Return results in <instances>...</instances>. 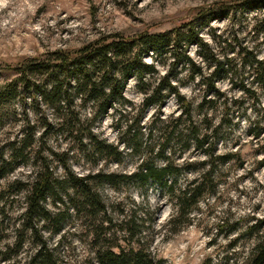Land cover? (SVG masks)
I'll return each mask as SVG.
<instances>
[{"label":"rangeland","instance_id":"obj_1","mask_svg":"<svg viewBox=\"0 0 264 264\" xmlns=\"http://www.w3.org/2000/svg\"><path fill=\"white\" fill-rule=\"evenodd\" d=\"M234 1L0 0V66H15L27 58H41L57 49L76 51L91 41L112 34L132 38L145 31L167 32L185 21L193 20L200 10L206 11L216 4ZM255 15V11L232 12L228 18L203 25L199 36L210 50L218 54H224L229 49L227 44L232 43L239 44L236 47L246 46L264 59V33L256 35L253 29ZM187 54L200 67L204 77L208 78L214 73V63L209 64L203 59L197 45H191ZM229 55L238 58L236 53ZM146 61L155 64L157 72L147 78L149 82H155L169 73L174 60L169 52L156 59L148 56ZM183 65L173 70L174 82L193 104L194 123L202 127L212 123L214 127V123L223 122L219 134L210 140L217 142L218 154L232 152L237 157L215 169L211 178L214 186L206 189L191 213V221L184 223L176 232L167 225L174 211V202L169 192L158 185L149 182L141 187L129 183L115 188L105 183L99 186V190L115 219H121L134 210L139 222L141 218L144 219L143 237L150 241L153 256L162 259L163 264H238L255 241L253 233L257 228L249 231V225H259V219L264 218V166L260 165L264 159V95L259 90L260 102L254 101L250 95L243 94L240 88L242 78L234 83L222 75L216 81L222 95L216 99L217 95L210 91L208 83H202L203 77L197 76L192 80L190 64ZM3 77L11 79L13 74L8 73ZM126 87L125 97L130 103L124 106L114 101L108 115L94 125V133L100 139L118 145L123 152L121 161L106 160L104 157L88 159L77 141L61 136L49 138L48 145L52 149L69 152L70 163L77 174L99 171L131 174L138 170L143 160L155 162L158 166L164 164V160L155 157L157 149L152 152L150 146L155 143L158 148L165 141L161 121L176 119L182 108L172 97L161 108L155 106L144 110V95L139 91L137 81L130 80ZM29 97L32 99L31 95ZM234 98L243 100L244 107L239 108L235 104L227 114L224 104L231 103ZM11 103L12 109L22 112L19 102ZM28 111L36 121L37 116L31 106ZM89 111H82V114L89 116ZM48 115L56 121L53 110L49 109ZM20 117L18 114L17 120L11 118L0 125V147L7 146L15 136L20 135ZM140 117L141 121L136 125ZM131 126L133 132L138 130V126L141 127L142 134L136 143L142 146L137 152L125 143L131 138L128 135ZM253 128L254 132H260L259 137L253 136ZM150 130L154 132L153 138L149 136ZM85 142L87 144L89 140ZM39 145L36 142L35 146ZM181 146H174L173 153L169 154L176 164L199 163L207 159L203 151L192 148L182 152ZM44 153L51 155L50 151ZM52 166L58 176L64 174L58 161H53ZM190 170L183 171L175 180V193L196 176ZM31 173V166L19 167L1 180L0 193L15 179H27ZM48 206L52 209L65 208V205H56L51 197ZM24 207L23 192L5 191L0 194V264H26L36 250L37 242L29 231L23 235L21 246L15 244L16 228ZM219 222H224L223 230H220ZM231 223L235 226L229 225ZM90 229L76 215H72L63 222L59 231L44 227L42 231L57 263L92 264L95 259Z\"/></svg>","mask_w":264,"mask_h":264},{"label":"trees","instance_id":"obj_2","mask_svg":"<svg viewBox=\"0 0 264 264\" xmlns=\"http://www.w3.org/2000/svg\"><path fill=\"white\" fill-rule=\"evenodd\" d=\"M238 11H255L253 29L257 36L264 33V0H236L230 4H216L206 11L200 10L193 20L185 21L167 32L145 31L132 38L112 34L91 41L76 51L57 49L41 58H27L15 66H0V125L11 118L17 120L18 114L22 122L20 135L15 136L7 146L0 147V190L1 180L19 167L32 168L29 178L15 179L0 193L16 191L24 194L25 207L16 228L15 244L21 246V239L27 231L37 242L36 250L26 264H59L42 230L44 227L57 232L72 215L86 223L88 229L91 228L94 264H163L162 259L153 256L150 241L143 237L144 219L138 221L136 210L115 219L99 186L108 183L119 188L124 184L136 183L144 187L149 182L154 183L168 191L174 202V211L167 224L170 230L176 232L184 223L191 221V213L206 189L214 186L211 178L215 169L237 156L232 152L217 153V142L210 139L219 134L223 122L214 123V127L212 123L204 127L196 125L192 114L193 104L181 93L174 82L173 73L182 63L183 67L189 63L192 80L197 76L203 77L202 83H208L209 90L217 95L216 99L222 95L216 86L217 79L224 75L236 83L242 78L240 88L243 94L260 102L258 91L264 95V59L246 46L236 47L239 44L232 43L227 44L229 49L224 54H218L210 50L199 36L203 25L228 18L230 13L237 14ZM193 44L200 48V55L207 63H214V73L208 78L203 76L200 67L187 54V49ZM169 52L174 60L169 73L155 82H149L148 76L152 77L157 69L154 63L146 61V57L156 59ZM230 53H236L238 58L230 56ZM8 73L13 77L4 79L3 76ZM132 79L137 81V87L144 95V110L155 106L161 108L172 97L182 108L176 119L161 121L165 141L158 148L155 143L150 146L152 152L157 149L155 157L164 160V164L158 166L155 162L143 160L138 170L131 174L105 171L77 174L70 163L69 152L52 149L48 145L49 138L61 136L77 141L88 159L104 157L106 160L121 161L123 152L118 145L100 139L94 133V125L108 115L114 101L124 106L130 103L125 97V90L127 82ZM29 98V106L37 116L36 121L28 111ZM11 101L19 102L22 112L12 109ZM235 104L239 108L244 107L243 100L234 98L231 103L225 102V112L228 114ZM49 109L53 110L56 121L48 115ZM88 109L89 116L82 114ZM140 121L141 117L136 125ZM252 132L253 136H260V132H254V128ZM153 133L150 130V138H153ZM129 134L131 138L125 143L136 152L140 151L142 144L137 145L136 142L142 134L141 127L138 126V130L133 132L131 126ZM86 139L89 140L87 144ZM36 142L40 143L37 147ZM176 145H182V152L192 148L201 150L207 159L199 163L176 164L169 156ZM45 151H50L51 155L45 154ZM53 161H58L62 166L63 175L55 173ZM260 165L264 166V159ZM187 169L195 172L196 176L175 193V180ZM169 179L172 180L169 182ZM49 197L56 205H65V208H50ZM259 220V225L248 227L249 231L257 228L253 233L255 241L238 264H264V218ZM233 224L229 225L235 226ZM218 225L220 230L225 227L224 222Z\"/></svg>","mask_w":264,"mask_h":264}]
</instances>
